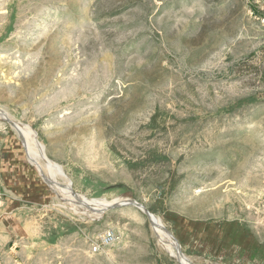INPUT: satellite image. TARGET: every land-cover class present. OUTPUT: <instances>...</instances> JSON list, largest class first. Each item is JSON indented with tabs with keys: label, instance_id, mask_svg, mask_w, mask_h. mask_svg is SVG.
<instances>
[{
	"label": "rangeland",
	"instance_id": "rangeland-1",
	"mask_svg": "<svg viewBox=\"0 0 264 264\" xmlns=\"http://www.w3.org/2000/svg\"><path fill=\"white\" fill-rule=\"evenodd\" d=\"M0 264H264V0H0Z\"/></svg>",
	"mask_w": 264,
	"mask_h": 264
},
{
	"label": "built area",
	"instance_id": "built-area-1",
	"mask_svg": "<svg viewBox=\"0 0 264 264\" xmlns=\"http://www.w3.org/2000/svg\"><path fill=\"white\" fill-rule=\"evenodd\" d=\"M117 241L115 232L108 231L100 236L99 243L95 244L92 248L94 252H99L102 247H108L113 245Z\"/></svg>",
	"mask_w": 264,
	"mask_h": 264
},
{
	"label": "water",
	"instance_id": "water-1",
	"mask_svg": "<svg viewBox=\"0 0 264 264\" xmlns=\"http://www.w3.org/2000/svg\"><path fill=\"white\" fill-rule=\"evenodd\" d=\"M64 175V174H63ZM70 187H71V185H70ZM121 205H123V204H112L111 206H109V207H107L106 209H105V211H107V210H109V209H113V208H116V207H119V206H121ZM136 205L139 207V208H141L143 211H145L151 218H152V215L150 214V212L143 206V205H141V204H139V203H136ZM104 211V212H105Z\"/></svg>",
	"mask_w": 264,
	"mask_h": 264
},
{
	"label": "bare ground",
	"instance_id": "bare-ground-1",
	"mask_svg": "<svg viewBox=\"0 0 264 264\" xmlns=\"http://www.w3.org/2000/svg\"><path fill=\"white\" fill-rule=\"evenodd\" d=\"M15 125V124H14ZM17 127V126H16ZM33 149V148H32ZM43 156V155H42ZM47 160V159H46ZM47 164L49 165V166H51L50 164H51V162L49 161V160H47ZM50 169V168H49ZM77 197H79V200L80 201H86L87 199L86 198H84V197H80V196H77ZM106 209L107 207H103V209Z\"/></svg>",
	"mask_w": 264,
	"mask_h": 264
}]
</instances>
